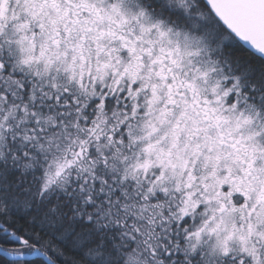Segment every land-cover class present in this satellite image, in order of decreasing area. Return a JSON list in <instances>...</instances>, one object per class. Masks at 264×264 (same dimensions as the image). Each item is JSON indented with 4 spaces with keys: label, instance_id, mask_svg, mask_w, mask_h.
<instances>
[{
    "label": "snow or ice",
    "instance_id": "1",
    "mask_svg": "<svg viewBox=\"0 0 264 264\" xmlns=\"http://www.w3.org/2000/svg\"><path fill=\"white\" fill-rule=\"evenodd\" d=\"M0 264H264V0H0Z\"/></svg>",
    "mask_w": 264,
    "mask_h": 264
}]
</instances>
